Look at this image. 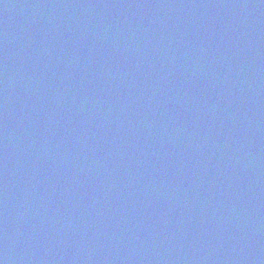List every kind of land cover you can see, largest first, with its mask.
<instances>
[{"label": "water", "instance_id": "water-1", "mask_svg": "<svg viewBox=\"0 0 264 264\" xmlns=\"http://www.w3.org/2000/svg\"><path fill=\"white\" fill-rule=\"evenodd\" d=\"M0 264H264V0H0Z\"/></svg>", "mask_w": 264, "mask_h": 264}]
</instances>
